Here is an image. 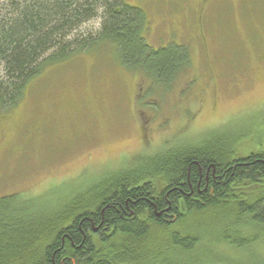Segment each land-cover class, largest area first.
I'll list each match as a JSON object with an SVG mask.
<instances>
[{"label":"trees","instance_id":"trees-1","mask_svg":"<svg viewBox=\"0 0 264 264\" xmlns=\"http://www.w3.org/2000/svg\"><path fill=\"white\" fill-rule=\"evenodd\" d=\"M96 19L97 28H84ZM147 29L143 9L127 0H0V107L14 108L46 68L106 48L149 83L148 95L158 90L163 98L190 69L191 56L173 41L150 47ZM262 123L135 157L50 204L1 196L0 264H167L161 261L169 254L202 264L208 253L195 250L203 241L248 245L247 232L264 228ZM241 143L250 151L240 153ZM205 212L214 214L211 221L189 226L192 214ZM154 226L182 232L169 230L167 241L149 245ZM202 227V237L194 234Z\"/></svg>","mask_w":264,"mask_h":264},{"label":"rangeland","instance_id":"rangeland-1","mask_svg":"<svg viewBox=\"0 0 264 264\" xmlns=\"http://www.w3.org/2000/svg\"><path fill=\"white\" fill-rule=\"evenodd\" d=\"M127 1L146 15L147 45L185 44L190 69L162 98L158 90L148 95L149 83L107 48L46 68L14 108L0 107V197H44L40 203L50 204L135 157L208 131L263 124L264 0ZM98 25L96 19L84 28ZM250 147L238 149L243 154ZM213 215L195 213L187 223H208ZM192 229L205 234L204 227ZM169 230L182 232L154 226L146 243L167 241ZM245 237L246 246L203 241L195 251H207L202 264H264V228ZM167 257L161 262L190 261Z\"/></svg>","mask_w":264,"mask_h":264}]
</instances>
